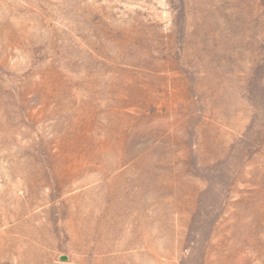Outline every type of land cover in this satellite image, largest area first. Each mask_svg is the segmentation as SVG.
Returning <instances> with one entry per match:
<instances>
[{"label": "rangeland", "instance_id": "1", "mask_svg": "<svg viewBox=\"0 0 264 264\" xmlns=\"http://www.w3.org/2000/svg\"><path fill=\"white\" fill-rule=\"evenodd\" d=\"M0 264H264V0H0Z\"/></svg>", "mask_w": 264, "mask_h": 264}, {"label": "bare ground", "instance_id": "2", "mask_svg": "<svg viewBox=\"0 0 264 264\" xmlns=\"http://www.w3.org/2000/svg\"><path fill=\"white\" fill-rule=\"evenodd\" d=\"M68 171L66 174H63V178L65 179L62 183V187L67 188V184H74L76 180L79 178L81 173L74 172L69 166L67 167ZM72 172V173H71ZM69 186V185H68Z\"/></svg>", "mask_w": 264, "mask_h": 264}]
</instances>
